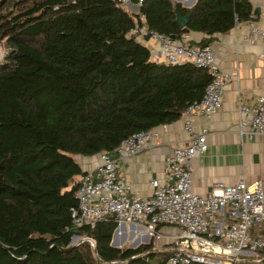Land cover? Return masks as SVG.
Masks as SVG:
<instances>
[{
  "label": "trees",
  "instance_id": "1",
  "mask_svg": "<svg viewBox=\"0 0 264 264\" xmlns=\"http://www.w3.org/2000/svg\"><path fill=\"white\" fill-rule=\"evenodd\" d=\"M137 0H131L136 3ZM117 0H0V264H167L154 241L110 245L114 216L75 227L77 156L114 152L133 132L171 123L211 79L190 62L155 60L129 34ZM149 28L199 45L247 20L248 0H143ZM176 12L188 14L181 27ZM121 230V228H120ZM118 230V231H120ZM73 236L90 238L77 245ZM131 242V241H129Z\"/></svg>",
  "mask_w": 264,
  "mask_h": 264
},
{
  "label": "built area",
  "instance_id": "2",
  "mask_svg": "<svg viewBox=\"0 0 264 264\" xmlns=\"http://www.w3.org/2000/svg\"><path fill=\"white\" fill-rule=\"evenodd\" d=\"M128 5L131 0H117ZM143 0H137V7ZM264 11V0H260ZM140 23L129 34L137 41L154 40L149 47L155 60L170 64L190 62L205 68L211 76L202 96L189 103L181 114L183 129L188 135L185 145L170 149L163 161L161 177H151V194L142 196L132 191L121 171V161L139 154L168 130L166 123L139 130L125 137L113 152L95 155L93 167L80 174L75 191L77 207L72 212L75 227L94 226L114 216L118 222L135 223L154 242L165 236L171 246L167 264H264V180L247 182L244 178L232 184L215 182L212 190L200 194L193 190V174L189 163L207 149L209 124L222 105L223 95L232 74L216 61L211 45L202 46L191 40L190 32L173 37L148 27L145 15L136 11ZM259 36L264 42V28L249 24L243 37L254 43ZM239 133L264 135V83L254 103L239 102ZM200 115L204 125L196 130L194 117ZM178 228L173 234L162 233V226ZM79 238L73 236L72 240ZM88 240L92 246L94 241ZM156 249L153 247V250Z\"/></svg>",
  "mask_w": 264,
  "mask_h": 264
},
{
  "label": "crops",
  "instance_id": "3",
  "mask_svg": "<svg viewBox=\"0 0 264 264\" xmlns=\"http://www.w3.org/2000/svg\"><path fill=\"white\" fill-rule=\"evenodd\" d=\"M172 2L190 8L196 0H172ZM248 2L252 9L247 20L237 22L226 33L213 35L211 46L216 51V61L221 68L232 74V79L225 87L221 108L209 124L206 151L189 163L193 174V190L200 194L211 191L215 182L232 184L241 178L247 182L259 178L264 180V135H241L236 127V123L241 118L238 110L239 102L254 103L264 83V42L259 36L255 37L252 44L243 39L249 33L250 23L257 28H264V11L260 8V0H248ZM125 6L134 13L138 10L134 3ZM190 34L189 42H199L204 37L201 32H190ZM139 42L148 48L155 45L152 40ZM194 122L196 130L205 123L200 115L194 117ZM167 126L168 130L160 139L154 140L133 158L121 161V171L134 193L149 196L151 194L149 179L161 177L163 161L167 153L172 147L185 145L188 142L181 117L168 123ZM113 154L116 155L115 152ZM95 155L76 157L83 171L94 166ZM79 177L80 175L76 179L79 180ZM126 225V229L121 228V237L117 233L116 239L120 248L124 246V240L132 242L136 234L144 230L139 224L135 227H129L127 223ZM128 227L132 231L129 232ZM136 228L138 230L134 231ZM160 229L165 234L178 231L177 227L171 225L162 226ZM145 236L139 235L136 239L143 240ZM163 240L165 244L171 246L170 238L165 236Z\"/></svg>",
  "mask_w": 264,
  "mask_h": 264
},
{
  "label": "water",
  "instance_id": "4",
  "mask_svg": "<svg viewBox=\"0 0 264 264\" xmlns=\"http://www.w3.org/2000/svg\"><path fill=\"white\" fill-rule=\"evenodd\" d=\"M188 14L186 15H183L181 16L179 14V12H176V20L178 21V23L180 24L181 27H184L188 21ZM129 225V227H135L136 224L135 223H127ZM120 228H124L126 229L127 228V225L125 222H120L118 223V225L115 227L113 233H112V237H111V241H110V245L113 246V247H117V248H120V244L119 242L117 241V233H118V230ZM131 239V237H130ZM84 241V240H83ZM148 241V235L145 236V238L143 240H139V239H136L132 242H130V244L128 245L129 248H135L137 247L138 245L142 244V243H147Z\"/></svg>",
  "mask_w": 264,
  "mask_h": 264
},
{
  "label": "rangeland",
  "instance_id": "5",
  "mask_svg": "<svg viewBox=\"0 0 264 264\" xmlns=\"http://www.w3.org/2000/svg\"><path fill=\"white\" fill-rule=\"evenodd\" d=\"M125 8L127 9V7H125ZM152 42H154V44H155V41L154 40H152ZM6 52H7V46H6L5 42H4V40H1L0 41V62L3 60V57L6 54ZM81 239L82 238H80V237L77 238V239H74V240H72V243L75 244V245H77L78 243L81 242L80 241ZM150 240L154 241L153 238H150V239L148 238V241L147 242H149ZM164 242L165 241L163 239H161L159 242H154V247L157 250H163L164 248L169 247L168 244H165ZM128 244H129V241L125 240L124 241V246H122V247L128 246Z\"/></svg>",
  "mask_w": 264,
  "mask_h": 264
},
{
  "label": "bare ground",
  "instance_id": "6",
  "mask_svg": "<svg viewBox=\"0 0 264 264\" xmlns=\"http://www.w3.org/2000/svg\"><path fill=\"white\" fill-rule=\"evenodd\" d=\"M137 230H138L137 228L134 229V231H137ZM128 231L130 232V231H132V229L128 227ZM118 234H119V236H120V235L122 234V231H121V230L118 231ZM145 234H146V232H145L144 230H141V231H139V232L136 234V236H139V235H140V236L142 237V236H145ZM146 235H147V234H146ZM136 236H135L134 240L137 238ZM120 237H121V236H120ZM120 237H118V240H119V241H120ZM124 241H125V240H124Z\"/></svg>",
  "mask_w": 264,
  "mask_h": 264
}]
</instances>
